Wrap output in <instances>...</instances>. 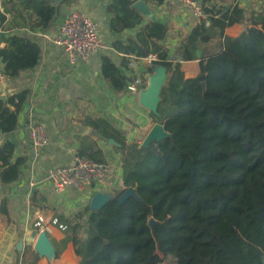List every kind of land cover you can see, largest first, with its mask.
<instances>
[{
  "label": "trees",
  "instance_id": "trees-1",
  "mask_svg": "<svg viewBox=\"0 0 264 264\" xmlns=\"http://www.w3.org/2000/svg\"><path fill=\"white\" fill-rule=\"evenodd\" d=\"M57 0H0V29L8 13L25 20L31 29L46 30L53 22ZM153 8L165 0H145ZM207 20L181 35L174 51L166 44L173 29L167 20H151L133 38L116 42L124 58L117 65L102 57V73L112 90L126 88L130 59L150 53L154 74L166 69L168 79L156 112L170 137L148 147H134L124 158L125 189L116 191L98 211L86 208L75 224L63 220L67 242H73L81 264H263L264 256V12L246 13L241 6L225 7L220 0H198ZM132 0H112L110 28L120 34L145 22L131 7ZM3 9V10H2ZM242 24L240 34L226 30ZM3 33V34H2ZM0 35V64L7 79H18L41 61V47L21 34ZM174 58H180L175 61ZM197 62L198 74L186 78L184 63ZM29 91L0 99V130H16ZM126 149L124 140L107 130ZM245 133L242 138V133ZM116 136V137H115ZM15 146L0 147V185L16 182L24 159L13 162ZM81 154V155H80ZM79 156L101 162L95 155ZM136 197L119 202L131 189ZM8 217V202H1ZM157 222L154 228L149 220ZM61 222V221H60ZM62 223V222H61ZM34 253L30 263L37 264Z\"/></svg>",
  "mask_w": 264,
  "mask_h": 264
},
{
  "label": "crops",
  "instance_id": "crops-1",
  "mask_svg": "<svg viewBox=\"0 0 264 264\" xmlns=\"http://www.w3.org/2000/svg\"><path fill=\"white\" fill-rule=\"evenodd\" d=\"M234 1L220 0L225 7L233 6ZM111 2L57 0L56 16L46 30L31 29L28 13H24V20L18 18L15 11L13 15L8 13V22L0 29V35L3 30L9 35L21 34L41 47V61L35 69L18 79L4 77L0 84V99L29 91L18 127L12 133L2 134L0 140V147L6 140L14 144L13 162L24 159L17 181L0 185V264L30 263L32 255L36 253L34 246L37 237L43 231L57 253L67 234L53 221L58 219L64 224L63 220H66L75 224L77 215L84 213L86 208L90 209L95 191H76L71 188L61 195L56 194L49 183L52 169L70 164L80 153L95 155L101 163L110 167L108 196L112 198L116 191L125 189L123 165L128 150L142 147L152 128L159 124L151 115L154 109L142 105L140 96L159 78H163L164 85L168 79L166 70L158 67L154 74H145L148 65L143 64L141 59L125 57L130 59L129 67L124 69L126 88L117 93L103 76L102 57L109 56L120 65L124 56L114 49V44L134 38L146 23L157 19L172 24L174 33L167 38L166 44L174 45L180 37L177 24L191 22V19L183 15L177 0H165L156 8L145 0H132V8L138 2L143 3L141 10L136 9L145 17V22L117 34L110 28L111 14L108 7ZM244 8L248 15L251 12H264V0H246ZM72 12H81L95 22L104 44L103 50L89 61H79L76 65L70 63L63 48L54 42L60 27ZM242 28V24H235L226 30V34L234 38ZM5 45L1 42L0 48ZM191 63L194 62L183 65L186 78L198 74V69L193 74L186 68ZM195 64L198 67L197 62ZM139 76L144 82L139 88L140 93L131 92L127 89V79L134 82ZM159 102L160 93L156 98L157 105ZM103 120L111 127L107 130L110 134L113 132L118 139L124 140L126 149L116 139L101 133L106 132ZM31 124H44L47 128L50 144L43 148L40 156L36 155L28 136ZM3 200L8 202V217L3 215L6 210L1 203ZM21 242L23 245H20ZM37 264H81V258L77 256L73 242H67L59 257H40Z\"/></svg>",
  "mask_w": 264,
  "mask_h": 264
},
{
  "label": "built area",
  "instance_id": "built-area-1",
  "mask_svg": "<svg viewBox=\"0 0 264 264\" xmlns=\"http://www.w3.org/2000/svg\"><path fill=\"white\" fill-rule=\"evenodd\" d=\"M177 2L183 9V15L191 19L189 20L191 22L184 21L177 24L180 29L178 33L187 34L195 23L207 20L208 15L205 13V8L210 9L211 6H204L198 0H177ZM234 3L244 7L246 0H235ZM173 33L171 30L169 36ZM54 42L63 48L72 65H76L79 61H89L92 56L104 48L98 25L81 12H72L67 17ZM180 42L181 35L178 36L176 44L168 46L169 49L174 51L176 47L180 46ZM140 59L143 64L149 66L158 58L156 54L150 53L147 57ZM174 59L181 62L180 58ZM145 74H148V70ZM4 77L0 64V84ZM127 82V89L134 93L139 92V88L144 83L142 76L136 77L134 82L127 79ZM28 136L36 155L40 156L43 148L50 144L47 128L44 124H31L28 127ZM109 172V165L77 155L70 164L52 169L49 172V183L52 190L58 195L71 188L76 191L92 189L95 193L108 194ZM53 223L60 229L66 228L58 219H55ZM172 260L173 264H176V259L172 257Z\"/></svg>",
  "mask_w": 264,
  "mask_h": 264
},
{
  "label": "water",
  "instance_id": "water-1",
  "mask_svg": "<svg viewBox=\"0 0 264 264\" xmlns=\"http://www.w3.org/2000/svg\"><path fill=\"white\" fill-rule=\"evenodd\" d=\"M134 8L141 10L143 8V3L142 2L136 3ZM162 83H163V78H159L158 80H156L151 85V87L149 89H147L146 91H143L141 93V96H140L141 104L151 107L152 109H154V112H156L157 107H158V105L156 103V98L159 95V93H161L160 89L162 90V88L164 86V85H162ZM90 131H92V130H90ZM1 135H2V132L0 130V140L2 137ZM168 137H170V134L166 131L164 125L163 124H156L152 128V130L150 131V133L148 134L146 139L144 140L142 147L143 148L148 147L151 142L161 141V140L166 139ZM108 195L109 194L96 193L91 200L90 210L96 212L99 209H101L102 207H104L107 204V202L111 199L110 196H108ZM131 197L135 198L136 194L132 189H128L122 195L119 202L121 204H123L127 199H129ZM156 223L157 222L154 220L152 225L149 224V226L154 228ZM35 237H36V233L34 234V238ZM20 245H23L22 242L20 243ZM34 250H35L36 254H38L40 257L55 258L57 256L55 249H54L52 243L50 242V240L47 236V233L45 231L41 232L39 234V236L37 237V241L35 243ZM262 262L264 264V256H262Z\"/></svg>",
  "mask_w": 264,
  "mask_h": 264
},
{
  "label": "rangeland",
  "instance_id": "rangeland-1",
  "mask_svg": "<svg viewBox=\"0 0 264 264\" xmlns=\"http://www.w3.org/2000/svg\"><path fill=\"white\" fill-rule=\"evenodd\" d=\"M229 6V5H228ZM234 6H237L236 5V3H234ZM248 15V14H247ZM174 27V26H173ZM187 67V69H188V71L191 73H193V74H196V70L198 69V67H196V64H195V62L194 63H191V64H188V65H186ZM242 138H244V136H245V133L243 132L242 134ZM145 137V136H144ZM142 143V142H141ZM139 145H141V144H139ZM154 218H151L150 220H149V224L150 225H152V223L154 222ZM164 260V264H173V260H172V257H166V258H164L163 259ZM161 264H163L162 262H161Z\"/></svg>",
  "mask_w": 264,
  "mask_h": 264
},
{
  "label": "bare ground",
  "instance_id": "bare-ground-1",
  "mask_svg": "<svg viewBox=\"0 0 264 264\" xmlns=\"http://www.w3.org/2000/svg\"><path fill=\"white\" fill-rule=\"evenodd\" d=\"M167 79V78H166ZM143 91V90H142Z\"/></svg>",
  "mask_w": 264,
  "mask_h": 264
}]
</instances>
